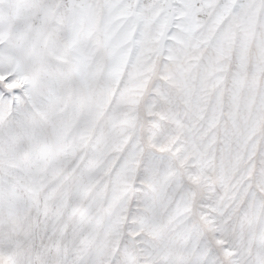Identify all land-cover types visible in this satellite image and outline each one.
I'll return each mask as SVG.
<instances>
[{"label":"snow or ice","instance_id":"snow-or-ice-1","mask_svg":"<svg viewBox=\"0 0 264 264\" xmlns=\"http://www.w3.org/2000/svg\"><path fill=\"white\" fill-rule=\"evenodd\" d=\"M0 264H264V0H0Z\"/></svg>","mask_w":264,"mask_h":264}]
</instances>
